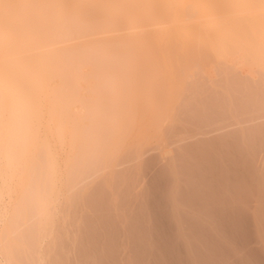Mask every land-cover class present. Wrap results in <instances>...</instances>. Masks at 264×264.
I'll return each instance as SVG.
<instances>
[{
  "label": "clouds",
  "instance_id": "1",
  "mask_svg": "<svg viewBox=\"0 0 264 264\" xmlns=\"http://www.w3.org/2000/svg\"><path fill=\"white\" fill-rule=\"evenodd\" d=\"M0 264H264V0H0Z\"/></svg>",
  "mask_w": 264,
  "mask_h": 264
}]
</instances>
